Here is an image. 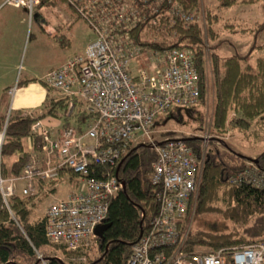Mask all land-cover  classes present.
I'll return each instance as SVG.
<instances>
[{
  "label": "built area",
  "instance_id": "built-area-1",
  "mask_svg": "<svg viewBox=\"0 0 264 264\" xmlns=\"http://www.w3.org/2000/svg\"><path fill=\"white\" fill-rule=\"evenodd\" d=\"M44 1L5 0L4 5L23 10L29 24L33 6ZM65 1L88 25L94 40L81 54L49 71L42 84L66 99L65 115L70 114L77 98L94 118L80 135L75 128L65 127L50 137L41 120L31 124L30 132L40 138L45 159L41 167L31 157L19 177L0 176L5 208L8 210L7 199L14 193L16 180L24 181L21 194L27 196L34 193L35 180L54 181L60 169L76 174L78 191L46 208L44 234L49 242L62 244L71 253L66 264H88L96 242L95 229L107 214L108 200L123 188L116 172L95 177L89 165L117 168L130 147L145 144L155 154L148 179L155 188L157 213L132 245L125 264H264V239L244 246L186 254L191 220H184L188 210L193 214L203 150L197 155L178 137L160 141L154 138L157 116L173 107L196 104L198 76L189 50L150 48L136 43L131 32L143 26L145 34L149 29L160 33L166 18V28H170L176 21L188 25L201 17L183 9L176 0ZM13 91L14 88L9 89L8 94ZM5 125L6 120L0 130V147ZM201 139L204 146L206 139ZM228 181L264 191V172L252 161ZM37 258L42 261L40 254Z\"/></svg>",
  "mask_w": 264,
  "mask_h": 264
},
{
  "label": "trees",
  "instance_id": "trees-1",
  "mask_svg": "<svg viewBox=\"0 0 264 264\" xmlns=\"http://www.w3.org/2000/svg\"><path fill=\"white\" fill-rule=\"evenodd\" d=\"M49 1L41 4H47ZM176 1L183 9L191 10L195 15L202 11L200 0ZM253 1L256 0H216L217 10ZM202 12L203 23L198 21L184 25L176 21L172 27L167 28L168 30L166 29L168 19L165 17L162 30L168 37L162 38L160 42H146L142 34L143 26L131 32L134 41L141 45L157 50L186 49L193 55V64L198 76V104L170 108L157 116L155 128L164 126L170 120L183 123L186 118L194 124L195 129L198 131L202 129L205 121L203 105L208 92L204 42L211 43L210 74L213 84L211 137L207 142L193 215L215 214L220 216L223 222L220 224L204 222L205 227L201 230L191 231L190 228L184 247L188 255L249 245L264 239V191L248 185H233L228 181L245 170V162L254 159L256 160L254 165L264 172V149L254 158L245 157L233 150L223 139L229 128L244 130L256 119L260 127H264V59L257 57L254 63L250 64L247 61L250 52L243 56L233 54L229 57H222L216 53L215 50L224 42L213 27L218 15L204 8ZM262 30L264 21L257 23L248 31L256 36ZM47 90L52 91L48 88ZM49 97L46 98L41 114L8 116L0 147L2 178L21 176L24 166L30 163L31 155L23 145L25 140L29 141L33 152L41 150L40 138L30 132L33 122L45 116L66 117L64 115L67 108L66 99L60 95ZM74 104L77 108L76 130L77 133H81L82 125L88 126L94 115L85 112L81 100L75 98ZM3 124L4 121H1L0 130ZM64 127H70L69 122H66ZM182 139L197 155L201 154L200 138ZM14 155H17L15 160ZM121 159L123 162L117 172L116 167L109 169L92 163L89 165V170L95 177L106 176L107 173L115 175L116 172V178L123 183V188L108 200L107 214L95 229L96 242L88 255V264H125L132 245L139 238V231L145 232L150 219L157 213L155 188L148 179L151 164L155 159L153 150L145 144H137L130 147ZM63 175L70 182H78V176L67 169H60L56 180L42 182H49L52 186ZM32 199L33 196H23L21 191L18 192L14 187V193L7 199V210L0 196V264H66L64 259L71 253L64 245L46 239L45 213L32 216L36 204L34 202L29 204ZM56 200L58 198L52 203ZM189 212L190 210L187 215ZM186 220L189 221L188 216L184 220L185 223ZM46 251L52 255L48 256ZM37 254L41 255L43 262L37 258Z\"/></svg>",
  "mask_w": 264,
  "mask_h": 264
},
{
  "label": "rangeland",
  "instance_id": "rangeland-1",
  "mask_svg": "<svg viewBox=\"0 0 264 264\" xmlns=\"http://www.w3.org/2000/svg\"><path fill=\"white\" fill-rule=\"evenodd\" d=\"M202 5H205L207 8H209L210 13L218 15L217 20L214 21L213 27L216 31L219 32V38L224 37H231L233 40H231L234 43V46H232L229 42H224V44H221L219 50H215L216 53H218L222 57H229L235 53L245 54L246 51L249 49V47L253 44V33H250L248 30L245 32H242L241 29H249L251 26H244L243 22H262L264 21V9H258L254 6H242V4H236L234 6H231L226 9H221L220 11L217 10V2L216 0H200ZM37 9V11H36ZM35 11L37 13H35ZM33 15H35V20L33 21L34 28H38L37 23V17H41L42 19H51V18H62V17H69L71 18L72 14L70 11H68L67 7L65 5H41L39 7L33 6L32 9ZM74 18V17H73ZM75 21L80 22L81 24H84L83 33L76 32L78 31L77 25H75L72 29L67 28L66 34L73 35L71 39V47L70 50H76L79 47L83 46V43L87 41L89 38V31H88V25L85 24L81 19L79 20L74 18ZM72 22V21H71ZM72 25V23H71ZM70 25V26H71ZM235 25H239L240 27H237ZM254 27V26H253ZM167 29V28H166ZM168 30V29H167ZM148 32L145 34L143 32V37H145L146 42H160L162 38H167L166 32L163 30L160 33L155 32L154 30H147ZM34 34V33H33ZM82 35H85V42L84 37L82 38ZM155 37H154V36ZM260 37L262 38V43H264V31L261 33ZM28 38V39H27ZM26 40L23 42L22 49L20 51L19 57H18V64L19 69L17 72V77L24 78L25 71L32 70L34 72L42 73V71L47 67L48 63H50L54 57L47 54L46 50L43 48L40 50L41 47L39 44H36L35 42L38 40H35L33 36L27 37ZM40 39L44 40V37H40ZM211 43L209 41L204 42V67L206 71V81L208 83V92H207V98L205 105H203V112L205 116L204 125L201 130H197L194 128V124L189 119H184L185 122L179 123L175 120L168 121L164 126H161L157 129V133L154 135V138L156 140H164L166 138H184V137H197V138H205L206 142H208L209 138L211 137V113H212V107H213V84H212V76L210 74V68H211V53L212 50L210 49ZM264 57V47L260 49L255 48L254 51L251 53L250 57L248 58V63L252 64L255 61L256 57ZM23 67V68H22ZM199 100V99H198ZM195 105L198 104V101ZM7 102V101H6ZM193 105V106H195ZM1 109V106H0ZM4 114V112H2ZM2 114V115H3ZM233 116V115H231ZM61 120L63 124L66 122H69L70 127L77 128V124L75 122V116L71 117H61ZM53 120L49 121L48 123L52 122ZM258 123V119L251 121V125L244 130L235 129L234 127H231L228 129V131L224 134L223 139L226 141V143L235 151L241 153L245 157H252L256 156L260 151L264 149V127H260ZM64 126V125H63ZM62 128V127H61ZM234 128V129H233ZM87 130V126L82 125L81 127V133H78L79 135L84 133ZM52 137V135L50 136ZM202 140V139H201ZM204 143V146L201 150H203V156L205 160V153L207 150V143ZM40 156V154H38ZM58 160V159H56ZM245 166H247V162H245ZM78 182L72 181V182H66V181H59V185L57 189L51 188V185L45 191L42 192H35L31 194L30 196H33V199L30 201L36 203L33 217L43 215L45 213V210L49 204H51L55 198H65L69 193L78 191L77 188ZM48 193V194H47ZM45 195L46 197L43 198L42 196ZM48 195V196H47ZM195 211V210H194ZM188 220H191L190 227L191 231L195 230H201L204 229V222L208 223H217L220 224L223 222L222 218L215 214L210 215H200V216H194L191 215V212H189ZM226 225H229L228 222H225ZM48 256L52 255L51 252L46 251L45 252ZM57 256V255H56ZM61 257V256H59ZM66 260V259H64Z\"/></svg>",
  "mask_w": 264,
  "mask_h": 264
},
{
  "label": "crops",
  "instance_id": "crops-1",
  "mask_svg": "<svg viewBox=\"0 0 264 264\" xmlns=\"http://www.w3.org/2000/svg\"><path fill=\"white\" fill-rule=\"evenodd\" d=\"M4 1L5 0H0V106H1L0 122L7 120L8 116H13L16 114L33 115L34 113L36 114L43 113L44 111L43 107L44 104L46 103L45 101L47 96H50L51 98L58 96L57 92L53 90L48 91L47 88L43 86L42 80L45 77V75L49 71L61 66L69 58L81 54L85 46L94 40L93 32L90 29H88L90 34L86 42H85V35H82V38L84 37L83 42H85L83 43V46L79 47L76 50L73 49L70 50L71 39L73 35L66 34L67 28L72 29L75 25H77L78 31L76 32L80 31L79 33H83V29H85L84 28L85 26L84 24H81L80 22L74 20V18L76 19L79 18V20L81 18L77 16L76 12L67 4L65 0H50L47 3V5L49 4L65 5L68 11H70V13L72 14L71 18L64 16L62 18H51L49 20L47 18L42 19L41 17H37L38 28H34L33 26V21L35 20L36 17L35 15H33V12H32L31 21L28 24L23 10L12 6L4 5ZM240 4H242V6H249V7L254 6L257 7L258 9H264V2H262L261 0H256L249 3H240ZM41 5H45V4H41ZM41 5H37L36 7H39ZM202 7L210 11L209 8L201 4L202 11H203ZM36 11L35 13H37ZM202 11L200 12L199 16L201 17L200 21H202L203 23L204 15ZM243 23L244 26L247 25L251 27H249V29L247 28L241 29V31L250 30L251 28H253V26L257 24L256 22L253 23L251 21L248 23L246 22ZM235 26L241 28V26L239 25H235ZM263 31L264 30H262L256 36L253 35L254 42L246 51V53L250 52L251 55V53L254 51L255 48L261 50V48L264 47V43L261 42L262 38L260 37ZM29 36H33L35 40H38L35 43L41 46L39 47L41 48L40 50L44 48L47 54L53 56L54 59L50 63H48L47 67L42 71V73L34 72L32 70H27L25 71L26 75L24 76V78L21 79L17 77V72L19 69L18 57L22 49V46L24 44L23 42ZM40 37H44V40L40 39ZM221 40H223L224 42L227 41L232 46H234V43L231 41L233 40V38L229 36L221 38ZM224 42L222 44H224ZM221 46L222 45H220L217 48V50H219ZM235 54L239 55L238 53ZM245 54H240L239 56H243ZM260 57L264 59L263 56ZM13 88H14L13 93L9 95L8 90ZM82 108H85V106H83ZM2 112H4V114ZM76 114H77V108L75 104L73 105L72 111L70 112L69 115H65L64 113L66 117H71ZM76 118L77 115L75 119ZM40 120L43 122L46 130L49 132L50 136L52 135V137L57 135L61 127L65 128L63 126L64 124L61 118L59 117L45 116ZM51 120L53 121L48 123ZM23 145H24V149L30 153L31 157L36 158V163L39 166H41L45 159L44 153L41 150L36 153L33 152L32 146L28 140H25L23 142ZM38 154H40V156ZM16 157L17 155H14L13 160H15ZM254 157L255 156H252V158ZM59 181L70 182L65 175H63ZM59 181L56 182L54 185H52L51 188L57 189L59 185ZM24 185H25L24 181L20 179L14 182V187L16 190H18V192L21 191ZM49 186H50L49 182H42L41 180H35L34 192L35 194L37 192L44 193L45 191H47ZM58 199H62V198H58Z\"/></svg>",
  "mask_w": 264,
  "mask_h": 264
},
{
  "label": "water",
  "instance_id": "water-1",
  "mask_svg": "<svg viewBox=\"0 0 264 264\" xmlns=\"http://www.w3.org/2000/svg\"><path fill=\"white\" fill-rule=\"evenodd\" d=\"M122 162H123V159L119 162V164H118V166L116 168V172L118 171V168H119V166L121 165ZM252 162L255 163L256 160L254 159ZM141 234H142V230L139 231V237H140Z\"/></svg>",
  "mask_w": 264,
  "mask_h": 264
}]
</instances>
